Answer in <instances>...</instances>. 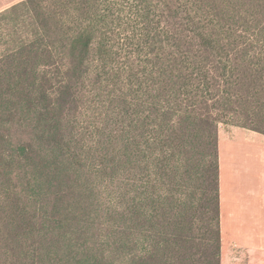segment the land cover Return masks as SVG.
Here are the masks:
<instances>
[{
	"label": "rangeland",
	"instance_id": "1",
	"mask_svg": "<svg viewBox=\"0 0 264 264\" xmlns=\"http://www.w3.org/2000/svg\"><path fill=\"white\" fill-rule=\"evenodd\" d=\"M64 1L68 3L59 14L65 28H70L74 25L70 21L78 15L73 2L69 3L72 0ZM4 11L0 12V62L16 42L27 38L30 30V19L24 10L17 8L7 14ZM95 12L100 19L95 42L82 76L73 83L75 96L63 108L57 92L68 81L65 61H52L37 69L38 79L41 81L45 76L49 81L46 87L51 92L54 112L61 120L65 139L62 154L69 158V174L76 180L75 191L88 196L85 205L90 211L91 228L85 236L89 237L87 241L108 250L111 245L105 242L119 236L121 223L117 211L124 203L119 196V183L124 176L118 166L119 144L124 133L142 144L149 140L153 144L149 156L153 155L155 160L169 154L167 141L178 138L188 124L186 110L197 114L198 119H217V135L221 138H230L235 131L244 129L238 125L264 130V111L261 116L253 115L251 90L248 87L246 93L241 88L244 78L250 80L242 74L244 48L248 49L249 60L261 59L258 64L264 66V0H96ZM224 44L226 51L221 49ZM225 52L232 61V101L219 107L222 95L217 88L218 76ZM25 118L24 121H29L28 115ZM130 122L132 127L128 128ZM160 123L164 125L163 132L158 130ZM22 125L23 136L30 138L31 130ZM154 139L157 143H153ZM227 146V143L220 146L224 182H227L224 193L230 202L251 197L254 205L250 215L256 216L242 219L232 216L230 234L234 233L236 239H241L239 243L251 247L258 242V235L244 237L238 230L242 222L253 223L248 232H258L260 224L264 225V219L260 222L264 206L260 209L261 205L255 203L264 199V167L254 173L255 177L245 174L241 170L244 166L241 155L236 153V158L228 155ZM185 151L177 157L178 171L173 179H158L154 160L148 158L138 167L134 157L125 177L137 185V191H149L155 197L168 193L172 200L169 213L184 212L179 219L181 231L177 232L183 236L182 254L192 252L193 259L202 260V252L210 253L213 244V204L208 201L213 193L209 183L212 172L206 167L210 155L202 139L197 140L194 149ZM3 172L0 170L1 175ZM5 185L18 189L15 183ZM141 185L143 188L139 189ZM14 191L0 186V237L6 235L1 224L11 214ZM149 203L144 201L142 205L152 207ZM157 211L161 214L160 207ZM147 223L143 225L146 233L151 227ZM221 225L225 255L233 236L229 232L223 235ZM6 249L0 242V253ZM238 251L235 253L244 258ZM128 252L127 248L121 254L113 252L116 264H126ZM172 264L191 262L182 258Z\"/></svg>",
	"mask_w": 264,
	"mask_h": 264
},
{
	"label": "trees",
	"instance_id": "2",
	"mask_svg": "<svg viewBox=\"0 0 264 264\" xmlns=\"http://www.w3.org/2000/svg\"><path fill=\"white\" fill-rule=\"evenodd\" d=\"M71 2L78 18L76 16L70 21L74 24L70 28H65L64 19L59 14L68 3L64 0H24L4 11L7 14L17 8L24 10L30 19V30L27 38L16 42L4 56L5 60L0 62V170L4 171L2 175L0 173V186L7 187L8 191L17 190L14 191L11 214L1 224L6 235L0 237V242L7 249L0 253V264H116L113 252L121 254V250L126 248L129 249L126 264H172L174 260L182 261V258L189 259L191 264H220L218 120L198 119L197 114L189 110H186L188 124L182 132L180 129L178 138L167 141L169 154L164 158L155 157L154 160L153 155L149 156L153 151L149 140L142 144L132 140L128 134L122 135L118 166L124 176L119 183V196L124 203L117 211L121 223L117 231L119 236L105 242L111 245L108 250L87 241L89 237L85 234L91 228L88 223L90 211L85 205L88 196L75 191L76 180L73 174H69V158L62 154L65 139L61 120L54 112L51 92L46 87L49 81L45 76L40 81L37 69L39 65L52 61H65L63 65L68 81L59 87L62 91L57 92L63 108L69 98L75 96L73 83L83 74L95 42L97 25L100 24L95 12L96 0ZM225 47L224 44L221 49L225 50ZM101 48L99 45V50ZM243 54L242 74L250 80L244 78L241 88L248 93L249 87L252 97L250 110L253 115L261 116L264 111V66L258 64L261 59L259 62L248 59L247 48L243 49ZM221 59L217 88L222 95L219 107H225L232 101V61L226 52ZM241 99L246 101L244 97ZM27 115L29 121H24ZM23 123L31 130L30 138L23 136ZM238 126L264 134V130L256 127ZM157 127L163 132L162 123ZM141 137L146 139L143 135ZM198 139H202L209 149L210 160L206 167L212 172L209 183L213 192L212 199H208L213 204V244L210 245V253L202 252V260L193 259L192 252L182 254L183 236L177 232L181 231L179 219L184 212L169 213L168 206L172 200L168 193L155 197L152 192L137 191V185L125 177L134 157L139 162L138 167L148 158L154 160L158 179H173L178 171L177 157L186 152L185 149H194ZM153 143H157L156 140ZM12 183L18 189L5 185ZM142 188L143 185L139 189ZM144 201L152 203V207L142 205ZM146 222L152 227L147 229V233L143 229Z\"/></svg>",
	"mask_w": 264,
	"mask_h": 264
},
{
	"label": "crops",
	"instance_id": "3",
	"mask_svg": "<svg viewBox=\"0 0 264 264\" xmlns=\"http://www.w3.org/2000/svg\"><path fill=\"white\" fill-rule=\"evenodd\" d=\"M19 0H0V12L10 8L11 6L15 5ZM261 139V141H260ZM223 141V142H222ZM222 143H227V154L234 158L236 153H239L241 155L242 166L241 170L242 172L246 174H250L251 177H255L254 173H258L259 169L263 170L264 167V134L256 132V130L252 129H239L238 131H235L233 136L230 138H221L220 135L218 137V159L221 157L220 154V146ZM234 144V146H233ZM233 146V148H232ZM222 159L219 160V213L221 215L220 223L222 221V234L224 235L226 232L228 235H232L231 238V244L229 246V250L224 255V250L222 246L220 245V264H264V225H261V228H259L258 232L255 231H249L248 227L252 228L250 226H253V223L247 224L245 222H242L239 227L241 230H238V233L241 234L244 237H251V235L256 238V235H258V242L253 243V246L247 247L246 244H241L239 241L240 238L236 239V235L233 232L229 226L231 225V218L234 216L236 219H242L243 216H250V217H256L253 213L250 215L252 209L251 207L254 205V201L251 197L246 198L244 201L243 199L235 200V201H229V197L226 193H224L223 188L225 185H227V182H224V173L222 169ZM256 179V178H255ZM225 189V188H224ZM258 200V201H257ZM255 203L257 205H261L260 209L264 206V199H261L262 202H259V199H257ZM260 222L262 223L264 217L260 215ZM228 223V224H226ZM228 225V226H227ZM228 229V231H225V229ZM247 228V230H246ZM230 229V231H229ZM253 238V239H254ZM237 240V241H236ZM246 240V238L244 239ZM247 241V240H246ZM245 241V243H246ZM244 242V241H243ZM251 242V240H250ZM239 250L244 258H241V256L237 255L235 251L233 250ZM237 252V253H238ZM226 256V257H224ZM234 257V258H233Z\"/></svg>",
	"mask_w": 264,
	"mask_h": 264
}]
</instances>
